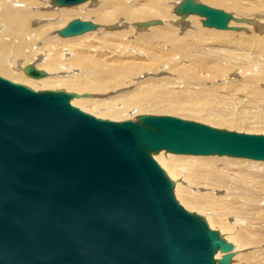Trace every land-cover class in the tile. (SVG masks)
<instances>
[{
  "label": "water",
  "instance_id": "1",
  "mask_svg": "<svg viewBox=\"0 0 264 264\" xmlns=\"http://www.w3.org/2000/svg\"><path fill=\"white\" fill-rule=\"evenodd\" d=\"M175 12L229 29L231 15L193 0ZM95 28L75 19L58 35ZM26 74L44 76L31 66ZM74 97L0 76V264H229L232 244L177 202L152 154L264 162V135L168 115L99 119L72 106Z\"/></svg>",
  "mask_w": 264,
  "mask_h": 264
},
{
  "label": "rangeland",
  "instance_id": "2",
  "mask_svg": "<svg viewBox=\"0 0 264 264\" xmlns=\"http://www.w3.org/2000/svg\"><path fill=\"white\" fill-rule=\"evenodd\" d=\"M198 3L232 14L233 5ZM243 14L245 13L241 12L245 16ZM73 19L75 18L70 21ZM197 24L199 27L196 30L187 32L164 27L155 28L145 35H137V39L133 35L135 41L128 49L124 48L125 40L129 39L126 37L122 39L112 36L103 39L96 37L95 33L69 38L65 42L70 49L66 58L71 63L75 62L74 66L77 59L88 60L89 63L93 59L94 72L102 82L97 83L91 79L89 83V75L92 73L86 71L85 67L81 71L74 68L65 73V69L61 68L56 73L46 72L47 78L54 76L52 79L65 80L63 85L66 90L59 87L46 90L75 94L77 100L81 97L92 99L96 103L104 100L101 103L106 104H95L92 107H87L84 103L78 105L86 107V110L74 106L99 119L120 122L129 119L137 121L128 118L131 116L168 115L220 130L264 135V33L253 29L247 33L217 31ZM110 32L113 31L108 33ZM103 40L109 43L108 49L98 42L103 43ZM72 46H77L74 47L77 50ZM50 47L47 46L43 52H48ZM60 51L58 60H61ZM108 53L114 54V57L111 58ZM51 55L53 54L50 53ZM133 55L144 56L143 60L138 58L136 61L141 60L145 65L133 70L123 64L125 61H132L133 58L130 57ZM90 68L93 71V67ZM123 68L125 71H122ZM141 73L144 74L137 77ZM111 74H115V77H109ZM24 76L27 78L25 74ZM14 83L27 87L19 81ZM59 84L61 83L55 85ZM27 88L36 91L33 87ZM78 91L85 93L81 95ZM132 96H136L134 100L138 96L145 97L139 103L134 101L132 104ZM94 107L102 110L109 107L114 112L127 110V114L117 116V120L102 118L99 113L91 111ZM190 157H197L196 160L188 161H193L203 172L217 173L219 178L206 181L198 180L194 175H186L187 180L183 179V185H189V188L186 189L185 196L193 208L189 210L193 211L192 214L204 217L206 223V217H209L215 228L224 234L231 228L236 235H240V239L233 240V247L238 248H233L229 264H264V162L226 156ZM158 165L161 167L159 163ZM164 172L166 173L165 170ZM168 179L170 180L169 177ZM237 221H243L244 224L240 225ZM218 235L220 236L219 233Z\"/></svg>",
  "mask_w": 264,
  "mask_h": 264
},
{
  "label": "bare ground",
  "instance_id": "3",
  "mask_svg": "<svg viewBox=\"0 0 264 264\" xmlns=\"http://www.w3.org/2000/svg\"><path fill=\"white\" fill-rule=\"evenodd\" d=\"M183 1L184 0H87L76 5L60 6L56 4L54 0H0V76L12 80V82L19 81L26 84L27 87L35 88L34 90H36V92L39 90V92H41L42 90L44 91L46 89L50 90V88L59 87L60 89H65V86L63 85L65 80L60 81L52 79L54 76L47 78V73H56L62 69H65V73L70 72L74 68L80 69L81 71V69H84L85 67L86 71L89 70V72L92 73L89 75L90 77L88 76L90 78L88 82L90 83L91 79H93L95 82L101 83L102 81L98 80L99 76L94 72L95 62L93 59H91L92 61L90 63L88 60L77 59L75 61L78 64L76 63V66H74L73 63L75 62L71 63L66 58L67 53H70V49L66 47L65 42L69 41V38H75L79 36L84 37V35H95V33H97L96 37L100 36L103 39L106 37L110 38L112 36L122 39H125L124 37L129 38L126 39L125 42L124 40L121 41L125 43L124 48L128 49L129 46L134 43L135 37L137 39V35H145V33H149L155 28L168 27L175 29L176 31L187 32L189 30H196L197 27H199L197 23H199L203 28L217 30L214 28L204 27L202 25L204 18L199 15L189 14L185 16L184 14H177L175 11ZM193 1L195 3L209 2L212 3L213 6L233 5L231 19H229L227 22L229 29L217 31L247 33L253 29L259 33H264V0ZM92 2L93 5L91 4ZM42 9L45 11H42ZM241 12L245 13L243 14L245 16H242ZM73 17L75 19L79 18L81 21L92 20L93 22L95 21L96 23H100L102 25L89 21L96 25L94 30L73 37H60L58 35V31L63 29ZM157 19H161L162 21ZM106 31L107 33H105ZM109 31L113 32L108 33ZM133 35L136 36L133 37ZM58 36L63 40L58 38ZM98 42L101 43L100 45L104 48H109V43L105 40H103V43L100 41ZM47 46H51V49L48 50L49 53L43 52L46 50ZM74 47L72 46L71 48ZM75 49L76 48H74V50ZM59 50H61L59 56L62 61L58 60L59 58L57 57ZM78 50H80V48ZM50 53L53 55L50 56ZM96 54H98V52ZM109 54L111 53H108V55ZM110 57H114V54H111ZM143 57L133 55L130 57L133 58L132 61H125L123 64L128 65L133 70L138 67L141 68L143 65H145L142 63L143 61H141L145 58ZM138 58L141 59L139 60L140 62L136 61ZM29 66L42 72L44 76L37 79L27 76L26 69ZM90 66L93 67V71L91 70ZM122 71H125V69L123 68ZM149 71H151V69H149ZM24 74L27 76V78L24 76ZM143 74L144 73H141L137 77H140ZM111 76L115 77V74H111L109 77ZM56 83H61L62 87L61 84L55 85ZM84 93L85 92H79L81 95ZM144 97L138 96L137 99L134 100L136 96H132L130 101L132 104L135 102L139 103ZM93 101L92 99L89 100L82 97L77 100L74 97L72 98L70 104L73 106H78L84 103L87 107H92V105L95 104H106L105 102L101 103L104 100L97 103ZM81 108L82 110H86V107ZM91 111L93 113H99V116L102 118H110L115 120L119 119L117 116L121 117L122 114H127V110H118V112H114L109 107L103 110L102 108L98 109L94 107L91 108ZM128 118H133L135 120L137 119L135 116ZM152 156L153 159L157 160L161 167L166 171V176L168 175L170 180L174 182L173 193L175 198L183 206V208L187 209L188 211H190L189 209L193 210V208L191 207L192 203L185 196L187 191L186 189L189 188L188 183H186L188 185L187 187L183 185V179L187 180L186 175H194L198 180L206 181H213V178H219V174L203 172V170L194 165L193 161H188L196 160L197 157H190L192 155L178 156L160 151L155 154L153 153ZM213 190L215 191V189ZM190 212L192 213L193 211ZM199 213L203 214L202 212ZM203 216L206 217L205 214H203ZM206 221L208 223L209 229L215 230L216 232L218 231L220 234L219 238L226 243H231L234 245L235 243L233 240L241 238L239 234L236 235L234 229L231 230L230 228L227 231L225 230L227 233L224 234V232H220V230L215 228L209 217H206ZM237 222H239L240 225L244 224L243 221ZM233 248L236 249L238 247L235 246ZM233 248L230 253H232ZM223 255L224 253L217 251L214 255V261L216 262L217 260L221 259Z\"/></svg>",
  "mask_w": 264,
  "mask_h": 264
}]
</instances>
